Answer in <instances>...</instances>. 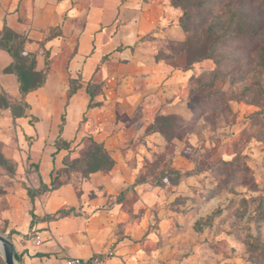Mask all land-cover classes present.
I'll list each match as a JSON object with an SVG mask.
<instances>
[{"label":"rangeland","instance_id":"rangeland-1","mask_svg":"<svg viewBox=\"0 0 264 264\" xmlns=\"http://www.w3.org/2000/svg\"><path fill=\"white\" fill-rule=\"evenodd\" d=\"M105 1L114 14L120 0ZM148 22L132 56L106 55L87 82L88 109L73 114L68 143L59 137L68 176L54 170L51 187L75 190L78 203L64 207L81 221L71 235L108 264H264V0H168ZM20 104L14 113L34 123L53 119L48 97ZM17 180L0 169V234L11 239L31 212Z\"/></svg>","mask_w":264,"mask_h":264},{"label":"crops","instance_id":"crops-1","mask_svg":"<svg viewBox=\"0 0 264 264\" xmlns=\"http://www.w3.org/2000/svg\"><path fill=\"white\" fill-rule=\"evenodd\" d=\"M105 2L0 0V92L9 101H23V108L25 104L33 106L41 97H48L49 109L45 108V111L53 113V119L47 120L48 114H45L34 123L26 109L21 114H13L11 105L0 108V159L11 163L12 171L2 164L0 169L3 175H15L21 179L17 180L19 188L23 196H28L34 214L32 217L30 212L28 231L40 229L35 220L42 222L44 217L78 203L72 185L51 187L54 170L62 171L60 178L63 181L64 176H68L62 163L67 146L57 149V139L60 137L61 143L69 142L75 112H84L89 107L87 82L100 73L106 55L122 47L130 56L137 38L144 37L152 27L148 22L150 8H160L168 0H120L114 14ZM115 19L117 31L106 46L103 39L107 26ZM18 40L23 42L21 55L33 58L34 70L45 80L24 96L18 76L11 69L15 58L12 51L6 49V46L17 47ZM141 73L146 79H157L151 69ZM74 79H80L82 85L69 96V84ZM69 106L74 115L65 119V107L69 109ZM61 115H64L63 122ZM42 184L51 193L41 198L43 193L40 192L30 198L28 189L35 191ZM80 223L78 218L64 215L51 220L49 230L40 232L39 236H27L28 231L15 230L12 241L20 264H66L70 257L89 258L99 254L96 248L83 245V235H71Z\"/></svg>","mask_w":264,"mask_h":264},{"label":"trees","instance_id":"trees-1","mask_svg":"<svg viewBox=\"0 0 264 264\" xmlns=\"http://www.w3.org/2000/svg\"><path fill=\"white\" fill-rule=\"evenodd\" d=\"M10 36H12V35H10ZM6 49L8 51H12L13 56L15 58V63L13 64V67L11 69L18 76L17 81L19 82V88H20L22 96H24L27 92L34 90L37 87L41 86L43 84V82H41V83L37 82L36 84H30V82H29V80H33V79L44 80V78L41 77L40 73H38L34 70V63L32 60L33 58H31V56H29V55H27V56L21 55V52L23 51V42L18 40L17 41V47L13 46L11 48V47L6 46ZM78 87L79 86H77L76 88L69 87V96L72 95ZM89 95H90V101H91L93 98L92 92H89ZM3 98H5L6 102H2ZM20 102L23 105V101H19V100L9 101L7 96L4 93L0 92V108H4V107L11 105L13 114H16V113H14V108L16 106L19 107V105H21ZM61 120H62V122L64 121V115H61ZM58 140H59V138L57 139V142L55 145H56L57 149H60L61 146L58 145ZM53 182H54V180L52 178L51 184ZM41 187L45 188L47 186L45 184H42ZM42 191H43L42 189H38L37 191H33V190L28 189L27 193H28L29 197L32 198L35 194H39ZM70 209H72V208H70ZM66 213L67 212L64 209H61L57 212L58 216H64V215H66ZM31 216L34 217V214L32 211H31ZM15 257H16V260L20 262V258L18 256V254H16Z\"/></svg>","mask_w":264,"mask_h":264},{"label":"water","instance_id":"water-1","mask_svg":"<svg viewBox=\"0 0 264 264\" xmlns=\"http://www.w3.org/2000/svg\"><path fill=\"white\" fill-rule=\"evenodd\" d=\"M0 244L2 246L0 253L2 254L5 264H17L15 257L16 250L10 236L0 234Z\"/></svg>","mask_w":264,"mask_h":264},{"label":"built area","instance_id":"built-area-1","mask_svg":"<svg viewBox=\"0 0 264 264\" xmlns=\"http://www.w3.org/2000/svg\"><path fill=\"white\" fill-rule=\"evenodd\" d=\"M109 258L102 253L92 255L89 258L70 257L66 264H108Z\"/></svg>","mask_w":264,"mask_h":264},{"label":"bare ground","instance_id":"bare-ground-1","mask_svg":"<svg viewBox=\"0 0 264 264\" xmlns=\"http://www.w3.org/2000/svg\"><path fill=\"white\" fill-rule=\"evenodd\" d=\"M0 249H2V246H1V244H0Z\"/></svg>","mask_w":264,"mask_h":264}]
</instances>
